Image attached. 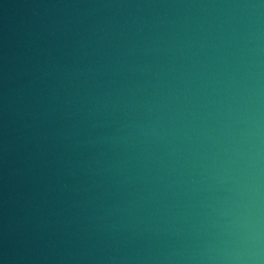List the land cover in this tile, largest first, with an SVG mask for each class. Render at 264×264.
<instances>
[{"label": "water", "instance_id": "95a60500", "mask_svg": "<svg viewBox=\"0 0 264 264\" xmlns=\"http://www.w3.org/2000/svg\"><path fill=\"white\" fill-rule=\"evenodd\" d=\"M264 253V0H0V264Z\"/></svg>", "mask_w": 264, "mask_h": 264}, {"label": "clouds", "instance_id": "9594fccd", "mask_svg": "<svg viewBox=\"0 0 264 264\" xmlns=\"http://www.w3.org/2000/svg\"><path fill=\"white\" fill-rule=\"evenodd\" d=\"M249 264H264V253L259 248L253 249L248 253Z\"/></svg>", "mask_w": 264, "mask_h": 264}]
</instances>
